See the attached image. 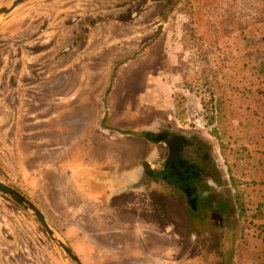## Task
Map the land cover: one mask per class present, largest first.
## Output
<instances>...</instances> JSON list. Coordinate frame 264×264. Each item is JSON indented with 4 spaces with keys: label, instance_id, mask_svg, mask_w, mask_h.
I'll return each instance as SVG.
<instances>
[{
    "label": "rangeland",
    "instance_id": "obj_1",
    "mask_svg": "<svg viewBox=\"0 0 264 264\" xmlns=\"http://www.w3.org/2000/svg\"><path fill=\"white\" fill-rule=\"evenodd\" d=\"M256 1L238 0L237 9L249 18ZM11 2L0 0V8ZM199 8L194 0H26L0 18V181L36 205L83 264H159L145 255L157 244L143 241L153 239L163 243V264H260L237 259L236 191L203 104L209 96L188 83L200 69L194 42L202 26L192 13ZM246 40L236 35L221 46ZM164 128L209 146L228 218L193 219L157 186L144 189L141 183H152L146 170L164 159V145L147 134ZM234 128L240 131L238 121ZM72 183L129 190L142 243L106 235L96 205L84 214ZM249 249H264L253 232ZM0 264L75 263L0 193Z\"/></svg>",
    "mask_w": 264,
    "mask_h": 264
},
{
    "label": "trees",
    "instance_id": "obj_2",
    "mask_svg": "<svg viewBox=\"0 0 264 264\" xmlns=\"http://www.w3.org/2000/svg\"><path fill=\"white\" fill-rule=\"evenodd\" d=\"M194 1L200 8L192 13L202 26L194 42L200 69L188 83L200 84L209 96L203 104L216 123L236 191L242 230L237 259L264 264V249H249V232L264 243V0L256 1L249 18L238 11V0ZM236 35L246 43L221 46Z\"/></svg>",
    "mask_w": 264,
    "mask_h": 264
},
{
    "label": "flooded vegetation",
    "instance_id": "obj_3",
    "mask_svg": "<svg viewBox=\"0 0 264 264\" xmlns=\"http://www.w3.org/2000/svg\"><path fill=\"white\" fill-rule=\"evenodd\" d=\"M147 137L164 145V159L158 168L146 170L145 175L152 183H141L144 189L157 186L156 190L170 194L181 208L187 207L192 218L205 221V213L212 212L228 218L226 191L215 184L221 183V174L209 146L193 135L174 129H159L156 135L147 134Z\"/></svg>",
    "mask_w": 264,
    "mask_h": 264
},
{
    "label": "crops",
    "instance_id": "obj_4",
    "mask_svg": "<svg viewBox=\"0 0 264 264\" xmlns=\"http://www.w3.org/2000/svg\"><path fill=\"white\" fill-rule=\"evenodd\" d=\"M72 184L76 192L82 191L81 196L84 197L82 212L84 214L86 213V215L91 216V205H96L98 213L102 215V228L106 235L112 233V236L120 239H126V237H129L131 238V241H136V238H140L142 225L137 221L135 214L137 207L136 201H134V198H131L129 190L124 189V192H122L121 189L116 187L118 186V183ZM56 189H58V187H56ZM118 209L124 211L123 217H125V219H118L119 216L116 218V210ZM153 226L158 228L155 224L151 225V227ZM141 240L143 241V239L140 238V242L142 243ZM153 240L143 241L144 244L147 245H150L151 243L157 244L156 248H153V251L150 252V255L143 251V248H147V245H145V247L142 246L141 250L145 253V255L158 263L162 261V257L160 256L158 249L163 246V243L162 241L159 242L157 239ZM123 247L124 246H121V248ZM163 260L166 259L164 258Z\"/></svg>",
    "mask_w": 264,
    "mask_h": 264
},
{
    "label": "water",
    "instance_id": "obj_5",
    "mask_svg": "<svg viewBox=\"0 0 264 264\" xmlns=\"http://www.w3.org/2000/svg\"><path fill=\"white\" fill-rule=\"evenodd\" d=\"M26 0H12L11 3L0 8V18L8 16L19 5ZM0 193L10 198L25 211L29 212L42 225L52 242L60 248L67 258H70L75 264H83L74 250L58 232V230L49 222L44 213L34 205L27 197L15 188L0 181Z\"/></svg>",
    "mask_w": 264,
    "mask_h": 264
}]
</instances>
